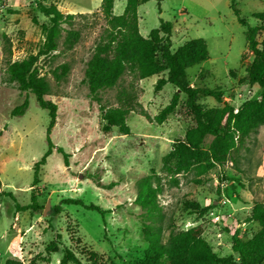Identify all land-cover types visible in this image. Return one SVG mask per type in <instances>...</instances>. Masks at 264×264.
Wrapping results in <instances>:
<instances>
[{"label": "rangeland", "instance_id": "obj_1", "mask_svg": "<svg viewBox=\"0 0 264 264\" xmlns=\"http://www.w3.org/2000/svg\"><path fill=\"white\" fill-rule=\"evenodd\" d=\"M39 3H55L75 17L62 23L56 50L35 62L47 87L45 98L57 105L50 138L68 153V165L53 149L39 168V182L32 192L33 163L47 148L48 113L31 92L20 91L8 79L6 66L40 48L44 39L40 24H48L49 17L38 10ZM100 3L0 0V264L7 258L24 264L32 259L34 264H75L60 262L64 248L72 250L79 264H91L90 250L101 256L98 264H129L141 258L147 242L141 236L142 209L134 199L147 176L153 186L159 183L161 187L157 195L161 210L143 220L155 227L163 241L170 233L200 224L203 237L218 255L237 259L230 248L231 236L237 230L241 237H250L257 223L247 216L255 201L264 204V125L250 134L236 161L212 168L200 183L194 182L195 175L189 171L177 174L178 183L173 184L163 168V156L194 123L185 108V94L170 83L155 90L156 79L166 72L142 79L125 72L113 87L98 92L99 100L90 96L84 72L106 25ZM124 5L125 0H114L113 13L121 14ZM235 6L249 26L259 24V15H264V0H235ZM137 16L143 36L161 20L171 22L172 50L189 38L206 41L208 58L186 70L190 85L219 89L223 100L235 109L246 99L260 98V87L249 83L246 75L251 59L246 26L238 21L230 0H148L138 5ZM68 31H76L77 36ZM263 36L264 31L257 39ZM175 92L178 101L162 123L140 114L143 109L152 117ZM25 97V112L12 115ZM124 97L135 107L125 118L129 133L122 134L115 126L106 130L100 107L119 105ZM198 102L206 107L221 105L210 96H201ZM210 139L205 138L203 147ZM67 198L110 211L102 216L79 204L65 203ZM187 200L208 209L199 215L186 208ZM29 204L33 206L20 209ZM53 239L58 251L47 253L45 246Z\"/></svg>", "mask_w": 264, "mask_h": 264}, {"label": "trees", "instance_id": "obj_2", "mask_svg": "<svg viewBox=\"0 0 264 264\" xmlns=\"http://www.w3.org/2000/svg\"><path fill=\"white\" fill-rule=\"evenodd\" d=\"M145 1L148 0H125L123 12L116 15L113 13L114 0H101L100 12L106 25L85 68L84 75L89 93L93 99L99 100L98 92L113 87L125 72L131 73L137 79L166 72V76L156 79L155 90H160L163 85L170 83L177 91L184 93L185 108L194 123L185 130L183 137L174 141L171 149L163 156V168L171 176L173 184L178 183L177 174L189 171L195 175L194 182L200 183L201 176L212 168L222 166L227 161H236L250 134L260 125H264V36L260 40L257 39L258 33L264 31V23L249 26L245 19L239 17L235 0H230V7L237 15L238 21L246 26V48L251 53V59L246 66L248 82L257 84L261 90L259 99H246L235 109L231 103L223 100L219 89L192 86L187 81V68L208 58L207 44L203 38H189L172 50V23L163 20L158 27L152 28L147 36L141 35L137 7ZM38 10L49 17L48 24H40L44 35L40 48L36 53H31L21 60L8 61L6 66L8 79L15 82L20 91L31 92L37 105L48 113L45 135L47 148L40 159L33 163L32 192L39 182V168L53 149L62 155L64 164L68 165V153L61 146L55 145L50 138L57 105L45 98L47 87L42 76L38 74L35 62L39 56L56 50L62 23H68L75 17L73 13H63L55 3H39ZM259 19L264 20L263 15H259ZM33 22H36L35 18ZM68 34L77 36L76 31H68ZM178 95L175 92L170 102L152 117L143 109L139 110L140 114L160 124L173 111ZM201 96L213 97L221 105L206 107L198 102ZM27 106L28 99L25 97L12 109L11 114L22 115ZM134 108L127 97H124L119 105L100 107L101 119L105 122L104 128L108 130L115 126L120 133H129L125 118ZM207 136H211V139L207 147H203ZM148 179L149 176L145 178V185L139 188L134 199V203L142 209L141 236L147 242V247L141 258L132 259L129 264H264V204L255 201L247 216L248 221L257 223V228L250 237H241L237 230L231 236L230 248L237 254V259L232 255L220 256L203 237L200 224L170 233L163 241L155 227L144 222V218H154L161 210L157 200L161 187L159 183L153 186ZM32 200L35 201L34 194ZM64 202L79 204L86 209L97 211L102 216L110 211L76 198H67ZM32 206L29 204L20 209ZM185 206L199 215H203L208 209L193 200L185 201ZM45 250L47 253L58 251V242L51 240ZM43 258L48 260V257ZM99 258L101 256L95 251H89L91 264H98ZM60 262L79 264V259L72 250L64 248ZM4 264L24 263L19 259L7 258ZM30 264H34V259ZM109 264L116 263L109 261Z\"/></svg>", "mask_w": 264, "mask_h": 264}, {"label": "water", "instance_id": "obj_3", "mask_svg": "<svg viewBox=\"0 0 264 264\" xmlns=\"http://www.w3.org/2000/svg\"><path fill=\"white\" fill-rule=\"evenodd\" d=\"M47 209H48V204L44 206V210H43L44 214L46 213Z\"/></svg>", "mask_w": 264, "mask_h": 264}, {"label": "crops", "instance_id": "obj_4", "mask_svg": "<svg viewBox=\"0 0 264 264\" xmlns=\"http://www.w3.org/2000/svg\"><path fill=\"white\" fill-rule=\"evenodd\" d=\"M263 17H264V15H263ZM261 22H262V21L260 20L259 23H261ZM263 23H264V22H263Z\"/></svg>", "mask_w": 264, "mask_h": 264}]
</instances>
